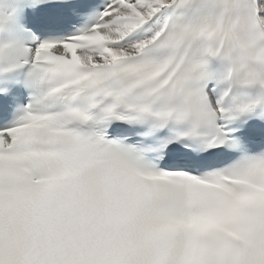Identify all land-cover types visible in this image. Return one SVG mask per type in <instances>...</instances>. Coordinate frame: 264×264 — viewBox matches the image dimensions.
I'll return each instance as SVG.
<instances>
[{
	"label": "snow or ice",
	"instance_id": "obj_1",
	"mask_svg": "<svg viewBox=\"0 0 264 264\" xmlns=\"http://www.w3.org/2000/svg\"><path fill=\"white\" fill-rule=\"evenodd\" d=\"M264 0H0V264L70 185L129 192L119 264H264Z\"/></svg>",
	"mask_w": 264,
	"mask_h": 264
},
{
	"label": "clouds",
	"instance_id": "obj_2",
	"mask_svg": "<svg viewBox=\"0 0 264 264\" xmlns=\"http://www.w3.org/2000/svg\"><path fill=\"white\" fill-rule=\"evenodd\" d=\"M254 43L264 51V32ZM250 214L264 216V209ZM137 229L124 187H61L35 205L27 255L35 264H119L132 254Z\"/></svg>",
	"mask_w": 264,
	"mask_h": 264
}]
</instances>
